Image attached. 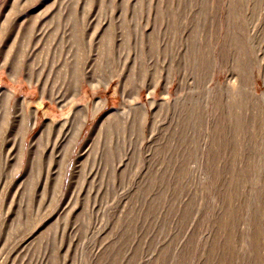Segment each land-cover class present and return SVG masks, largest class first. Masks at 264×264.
Returning <instances> with one entry per match:
<instances>
[{
    "label": "rangeland",
    "instance_id": "rangeland-1",
    "mask_svg": "<svg viewBox=\"0 0 264 264\" xmlns=\"http://www.w3.org/2000/svg\"><path fill=\"white\" fill-rule=\"evenodd\" d=\"M0 264H264V0H0Z\"/></svg>",
    "mask_w": 264,
    "mask_h": 264
}]
</instances>
